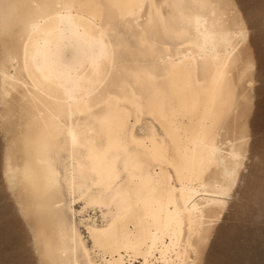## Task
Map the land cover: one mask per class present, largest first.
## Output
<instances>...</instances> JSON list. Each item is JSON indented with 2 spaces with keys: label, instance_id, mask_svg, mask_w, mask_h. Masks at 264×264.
Listing matches in <instances>:
<instances>
[{
  "label": "bare ground",
  "instance_id": "1",
  "mask_svg": "<svg viewBox=\"0 0 264 264\" xmlns=\"http://www.w3.org/2000/svg\"><path fill=\"white\" fill-rule=\"evenodd\" d=\"M223 2L0 0L2 173L44 264H197L243 150L221 140L247 37Z\"/></svg>",
  "mask_w": 264,
  "mask_h": 264
},
{
  "label": "rangeland",
  "instance_id": "2",
  "mask_svg": "<svg viewBox=\"0 0 264 264\" xmlns=\"http://www.w3.org/2000/svg\"><path fill=\"white\" fill-rule=\"evenodd\" d=\"M225 1L229 2V6L226 4L228 2ZM224 2V7H226L227 12L229 13L230 11V21L234 22L236 26L244 28L247 37L242 39L239 44V48L242 47L241 49L243 52L242 54L240 50V56L242 57L243 55L242 58L244 60L241 58V62H239L237 68L234 69V78L238 74L236 76L237 79L235 78L237 80L236 85L238 84L237 93L239 92V94H237L238 108L236 107L233 115L222 129L223 136L221 135V140L226 144L231 142L238 148L241 145L242 147L239 149L240 151L243 149L241 151L243 156L241 155L240 169H238L240 171L236 178L237 181L235 180V183L232 185L234 187L231 186L232 190H234H231L232 192L228 196L230 200L227 198L229 201L226 203L228 204H225L226 206L217 207L219 211L215 208V210L218 211L213 210L216 214H213L214 212L211 213L212 211L210 212L211 215L209 213L210 219L213 218V220H211L213 223L210 221V227L205 231L209 235L205 234L203 240L207 237L206 240L199 243L198 248L200 251L191 252L190 255L196 254L192 256V258L194 259L195 257L196 260L194 259V261H196L195 263L197 264H264V0H224ZM142 18L144 19L145 16ZM236 22L239 23L237 24ZM0 39V47L3 48L1 36ZM241 42H243L242 45ZM1 48L0 62L3 57ZM0 103L2 104L1 98ZM1 104L0 110H3L0 111V114L3 113L4 115L5 113V116L2 114L0 115L3 117L2 120L4 119L3 122L0 120V126H4L5 121H7V125L15 123L16 121L14 122V120L16 118L13 116L17 117L18 120L19 113L17 111L13 113V110L9 109V105L3 103V107ZM5 108H7V110ZM5 117H7V120ZM9 121H11V123H9ZM1 129L0 192H3L2 197H4V199L2 198L3 209L7 211V214L11 212L8 216L12 218L14 224L2 227L0 231V243L2 244V246H0V255L3 253V255L0 256V264H44V259L36 240V244L33 242L36 238H34L35 236L31 231L30 224L25 219V216H22L24 212L18 207L20 205L16 202L17 199H13L16 197L12 195L13 193L6 181L5 173H2L5 171L4 161L6 160V156L4 157V155H6L5 147L7 146V142H5V131L3 128ZM4 142L5 144H3ZM225 143H222L224 149L228 146ZM229 146H231V144ZM229 146L226 147L227 150ZM4 192H6V194L8 192L9 194L6 195ZM12 196L13 198H11ZM5 201L6 204L4 205ZM81 203L82 202L77 200L75 205L77 209L82 208ZM7 206H10V211ZM219 208H222V211ZM13 214H15L16 217ZM84 215L86 217L92 216L96 220H99V222L102 220L100 210L92 207H89ZM80 217L82 216L77 215L78 219ZM211 223L213 225H211ZM81 230L85 234L83 226ZM32 236H34L33 240ZM191 256L190 261L194 262ZM15 260H17L16 263ZM154 263L176 264L177 262L163 263L154 260L152 264Z\"/></svg>",
  "mask_w": 264,
  "mask_h": 264
}]
</instances>
